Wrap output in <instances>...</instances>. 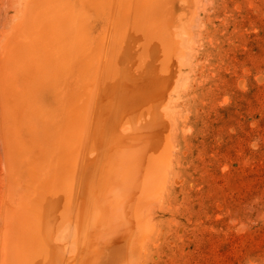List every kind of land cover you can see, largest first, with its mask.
<instances>
[{"label": "bare ground", "instance_id": "1", "mask_svg": "<svg viewBox=\"0 0 264 264\" xmlns=\"http://www.w3.org/2000/svg\"><path fill=\"white\" fill-rule=\"evenodd\" d=\"M168 3L34 0L25 12L3 83L20 172L3 264H133L171 171L168 109L186 69ZM66 224L72 256L58 241Z\"/></svg>", "mask_w": 264, "mask_h": 264}, {"label": "rangeland", "instance_id": "2", "mask_svg": "<svg viewBox=\"0 0 264 264\" xmlns=\"http://www.w3.org/2000/svg\"><path fill=\"white\" fill-rule=\"evenodd\" d=\"M166 1L184 42L177 86L185 90L168 109L173 171L150 195L133 264H264V0ZM32 5L0 0V264L20 187L3 83ZM76 235L72 224L59 234L70 256Z\"/></svg>", "mask_w": 264, "mask_h": 264}]
</instances>
